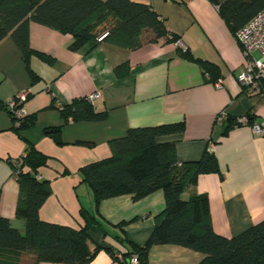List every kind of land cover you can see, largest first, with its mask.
I'll return each mask as SVG.
<instances>
[{
    "label": "crops",
    "instance_id": "crops-1",
    "mask_svg": "<svg viewBox=\"0 0 264 264\" xmlns=\"http://www.w3.org/2000/svg\"><path fill=\"white\" fill-rule=\"evenodd\" d=\"M130 1L149 6L178 41L167 37L150 42L153 34L143 31L141 46L134 50L88 43L75 51L70 49V35L31 22L29 47L49 60L32 56L27 63L10 38L0 42V104L27 93L22 108L25 115L35 117L31 128L15 133L0 108V215L24 234L25 222L15 217L19 188L10 162L32 145L47 158L36 177L50 187L39 218L76 230L85 227L89 247L101 248L88 264H121L111 253H131L134 246H142L153 230L154 217L165 207L163 192L156 191L138 201L127 195L104 200L95 213L93 194L81 182L79 170L110 157L109 142L132 128L183 122L181 133L158 139L174 144L176 161H198L205 152L215 156L222 179L218 174L202 175L183 198L192 193L207 196L216 234L232 238L264 220V137L250 125L233 127L223 135L224 126L215 122L221 111L228 118L250 114L252 123L264 120V96L246 95L236 80L244 58L219 12L226 0ZM177 48L212 64L215 76L205 75L199 63L179 57ZM123 63L129 66L128 73L118 76L115 69ZM218 81L221 89L215 88ZM92 95L97 96L91 107L104 112V120L65 123L60 108ZM53 129L59 132L53 134ZM202 258L174 245L152 246L147 252L149 264H198ZM1 264L51 263H36L34 256L22 253L17 259L3 256Z\"/></svg>",
    "mask_w": 264,
    "mask_h": 264
},
{
    "label": "trees",
    "instance_id": "trees-1",
    "mask_svg": "<svg viewBox=\"0 0 264 264\" xmlns=\"http://www.w3.org/2000/svg\"><path fill=\"white\" fill-rule=\"evenodd\" d=\"M263 7L264 0H226L219 6V12L236 34ZM31 22L70 35L73 38L70 49L75 51L88 43H108L134 50L141 46L143 31L153 34L150 42L167 37H170L168 41H178L176 36L169 35L149 6L130 0H0V42L10 38L25 63L32 56L49 60L29 47ZM105 33L107 36L97 42ZM177 53L184 60L202 65L205 75L215 76L212 64L194 59L187 49L177 48ZM128 68L127 63H123L115 72L126 76ZM29 75L35 82L37 77L33 72ZM5 106L0 104L15 133L34 125V115H25L16 122ZM61 116L65 123L101 121L105 113L95 112L86 98H79L63 106ZM247 117L252 124L250 114ZM237 120L227 119L223 135L233 127H242ZM183 127V122H179L129 129L123 137L109 142L110 157L79 170L81 182L93 194L95 213L107 199L127 195L138 201L156 191L163 192L165 207L154 217V227L147 241L142 246H134L133 252L122 254V261L115 258L113 252L111 257L121 264H129V259L136 254L138 264H149L150 247L174 245L202 254L198 264H264V220L237 236L226 238L211 227L206 195L192 193L187 199L183 198L202 175L218 174L222 179L212 153L205 152L198 161L178 163L174 144L158 141L161 137L181 133ZM58 132L52 130L53 134ZM46 162L47 158L32 145L27 147L24 156L10 162L12 177L19 188L15 217L25 222V232L19 233L0 215V264L3 256L17 259L22 253L34 256L36 263L88 264L101 249L98 245L93 249L89 247L85 227L76 230L40 220L39 210L50 196V187L46 181L38 180L36 174Z\"/></svg>",
    "mask_w": 264,
    "mask_h": 264
},
{
    "label": "built area",
    "instance_id": "built-area-1",
    "mask_svg": "<svg viewBox=\"0 0 264 264\" xmlns=\"http://www.w3.org/2000/svg\"><path fill=\"white\" fill-rule=\"evenodd\" d=\"M179 1L187 4L192 0ZM106 36V33L101 35L97 38V42H101ZM235 39L241 47L244 58L243 70L237 76V82L244 89L246 95L264 96V7L237 31ZM215 88L221 89L222 83L218 81L215 84ZM27 96V93H19L5 103L6 110L16 122L25 116V112L20 106L26 100ZM96 96L97 95H92L87 99L90 105ZM227 119L226 113L221 111L216 116L215 122L219 125H224ZM237 122L242 126L250 125L256 135L264 137V120L249 124L248 117L245 115L238 118ZM115 258L122 261L121 254H116ZM129 264H138V255H132L129 259Z\"/></svg>",
    "mask_w": 264,
    "mask_h": 264
}]
</instances>
